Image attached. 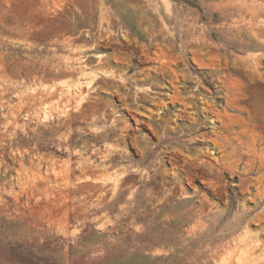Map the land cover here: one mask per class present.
Returning <instances> with one entry per match:
<instances>
[{
  "label": "rangeland",
  "instance_id": "1",
  "mask_svg": "<svg viewBox=\"0 0 264 264\" xmlns=\"http://www.w3.org/2000/svg\"><path fill=\"white\" fill-rule=\"evenodd\" d=\"M0 216V264H264V0H0Z\"/></svg>",
  "mask_w": 264,
  "mask_h": 264
},
{
  "label": "trees",
  "instance_id": "2",
  "mask_svg": "<svg viewBox=\"0 0 264 264\" xmlns=\"http://www.w3.org/2000/svg\"><path fill=\"white\" fill-rule=\"evenodd\" d=\"M13 222L12 221H9L7 220L5 217L3 216H0V233L4 232L3 228H12L13 226ZM8 243H11V240L8 241ZM20 260H23L22 258L24 257H19ZM0 259H2V257L0 256ZM30 263V262H29Z\"/></svg>",
  "mask_w": 264,
  "mask_h": 264
}]
</instances>
